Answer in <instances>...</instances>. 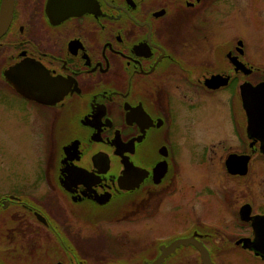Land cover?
Listing matches in <instances>:
<instances>
[{
    "label": "flooded vegetation",
    "instance_id": "af4514ba",
    "mask_svg": "<svg viewBox=\"0 0 264 264\" xmlns=\"http://www.w3.org/2000/svg\"><path fill=\"white\" fill-rule=\"evenodd\" d=\"M259 55L264 0H0V264H155L180 240L264 263V140L243 104ZM194 139L225 179L191 210ZM160 264L204 263L189 243Z\"/></svg>",
    "mask_w": 264,
    "mask_h": 264
},
{
    "label": "rangeland",
    "instance_id": "374dc122",
    "mask_svg": "<svg viewBox=\"0 0 264 264\" xmlns=\"http://www.w3.org/2000/svg\"><path fill=\"white\" fill-rule=\"evenodd\" d=\"M261 57H264V55L258 56L259 59ZM15 128H16V131L17 130H23L26 132L29 131L28 128H20V127H15ZM34 133H35V129L33 126V136H32L33 138L29 140V146L33 152V159L35 157V150L37 149V138H36V134H34ZM23 135H25V133H23ZM196 141L197 140L194 139L193 143L190 145V151L193 154V159H194V166H188L185 163V169L183 172V175L185 173L184 184L186 185L187 188L183 185L182 188L178 190L179 192L187 190L186 198H189L193 202L189 206V208L191 210H195L197 208H200L199 202H201L202 199H206L209 197L210 200H213V197L207 191H205V187H207L209 185V184L205 185V183H210L212 186H214V184L217 185V181H219V180L223 181L225 179L224 172H222V170H221V168L223 167V163H220V162L213 163L210 160V156H212V153L209 154L206 151L204 145L198 144ZM26 149L27 148L23 145L19 149V152H21V151L25 152ZM184 154H185V151L183 153V156H184ZM202 157H205L207 160V165H205V166L200 165ZM34 164H35V160H34L33 165H32L33 167H34ZM257 176L259 179L258 191H257L258 201H259V203H263L264 202V164L263 163H259L258 170H257ZM230 200L224 201V203H223L225 209L228 212L232 208V204H231ZM183 205H185V204L183 203ZM215 205H216V203H213L210 205V207H209L210 211H209V215H207V217L209 216L208 220L210 221V223H213V221H215L216 223H218V225H220V223H222V220H219V219L223 218V217H221L217 213L219 211L216 210V208L214 207ZM192 213H193V211H192ZM197 215L199 216L200 214H198V211L196 210V213H194V216L196 217ZM227 216H228V214L226 213V217ZM154 223H153V226L150 227V230H147L145 233L144 232L142 233V239L145 242H148L149 240H151L152 238L157 236V222L155 221ZM143 224H145L146 227L150 226V224L148 222H143ZM137 227H138L137 225H133V228H137ZM115 230L122 231V229H119V228H117ZM182 230H184V227H179V231H182ZM113 244H114V242L112 243V245ZM111 249L114 250L113 248H111ZM226 250L228 251V248ZM259 264H264V263H259Z\"/></svg>",
    "mask_w": 264,
    "mask_h": 264
},
{
    "label": "water",
    "instance_id": "95a60500",
    "mask_svg": "<svg viewBox=\"0 0 264 264\" xmlns=\"http://www.w3.org/2000/svg\"><path fill=\"white\" fill-rule=\"evenodd\" d=\"M249 92H250V88L248 86L243 87V95H244L243 104L249 118V130L251 129V127L253 128L255 126V122H257V130H256L257 136L262 140H264V84L258 86L257 88V102H256L257 106L255 104V101H252ZM254 120L256 121L253 123ZM238 160L241 161L242 163H237ZM248 162H249V157L247 156H241V157L231 156L227 161L228 171L232 174H237L240 172V170L238 171L234 170L235 165L242 164L239 165L241 166L242 169L241 174L246 175ZM189 243H194V245L199 249L200 253L202 254L204 264H211L209 258V252L207 251V249L201 246L196 241H190V240H185V241L180 240L172 244L170 247L164 248L163 255L155 264H160L169 253H172L175 250L177 246L188 245Z\"/></svg>",
    "mask_w": 264,
    "mask_h": 264
}]
</instances>
